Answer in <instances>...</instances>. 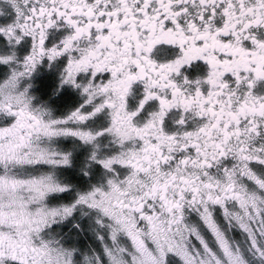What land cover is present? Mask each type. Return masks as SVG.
Returning <instances> with one entry per match:
<instances>
[{
	"label": "snow or ice",
	"instance_id": "6c2138e0",
	"mask_svg": "<svg viewBox=\"0 0 264 264\" xmlns=\"http://www.w3.org/2000/svg\"><path fill=\"white\" fill-rule=\"evenodd\" d=\"M0 264H264V0H0Z\"/></svg>",
	"mask_w": 264,
	"mask_h": 264
}]
</instances>
